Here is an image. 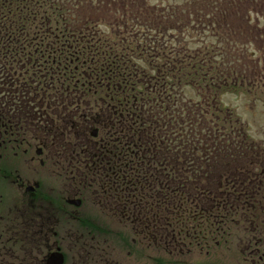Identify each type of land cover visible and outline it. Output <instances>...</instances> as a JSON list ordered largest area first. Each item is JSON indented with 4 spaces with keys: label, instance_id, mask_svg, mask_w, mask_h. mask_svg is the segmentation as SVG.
I'll list each match as a JSON object with an SVG mask.
<instances>
[{
    "label": "trees",
    "instance_id": "16d2710c",
    "mask_svg": "<svg viewBox=\"0 0 264 264\" xmlns=\"http://www.w3.org/2000/svg\"><path fill=\"white\" fill-rule=\"evenodd\" d=\"M165 1L0 0L3 115L80 142L100 124L125 177L116 187L147 206L164 251L221 247L264 264V143L219 103L264 79L246 59L264 0ZM194 29L213 42L191 52L172 37Z\"/></svg>",
    "mask_w": 264,
    "mask_h": 264
},
{
    "label": "flooded vegetation",
    "instance_id": "af4514ba",
    "mask_svg": "<svg viewBox=\"0 0 264 264\" xmlns=\"http://www.w3.org/2000/svg\"><path fill=\"white\" fill-rule=\"evenodd\" d=\"M1 97L0 264H195L194 254L214 255L164 251L137 211L147 206L128 203L130 191L116 187L125 177L100 124L84 142L61 131L51 138L24 119L28 113L4 117ZM240 264L252 262L242 257Z\"/></svg>",
    "mask_w": 264,
    "mask_h": 264
},
{
    "label": "rangeland",
    "instance_id": "374dc122",
    "mask_svg": "<svg viewBox=\"0 0 264 264\" xmlns=\"http://www.w3.org/2000/svg\"><path fill=\"white\" fill-rule=\"evenodd\" d=\"M146 1L149 5L156 6V8L158 7L160 2H166L165 0H146ZM168 1L171 4L175 5L174 0H168ZM114 3L117 4L119 3V1H115ZM250 18L254 23L256 21L258 22L259 26H257V30L264 33V13H260L256 15V12H251ZM100 28L101 30L102 29L106 30V32H109V31L112 32L111 29L105 25H100ZM195 30L196 29L190 30L187 34L186 33H183V34L173 33L172 37L175 40L178 38L182 39L181 43L182 44L187 43L188 48L191 52L197 49L199 50L203 48V46H206L210 44L211 42H213V39L208 36L209 35L208 32L204 33L203 31L198 32ZM116 32L123 33L124 30L120 29ZM151 35L152 36H148V38L154 37L155 42L157 41V39H159L155 37L153 34ZM124 36L129 39V34L125 33ZM250 36L251 37L255 36V38L253 39L254 41L253 43L246 44V53L248 56H250V57L246 56V59L247 61L251 60L253 64H257L256 71L258 72L262 70L261 75H264V69H263L264 67V45L262 46L264 34H262L263 36L262 37L261 33L259 34V32L256 31L255 33L252 32ZM133 38L140 39V37L138 36H134ZM142 38H147V36H143ZM170 41L173 42L174 40L173 41L170 40ZM134 53H135L134 62L138 66L143 68L146 54L145 56L144 55L142 56V59L139 62H137L135 58L136 56H138V52H134ZM150 55H153V52ZM217 57L218 55L214 57V60L219 62L220 59H218ZM263 84H264V79H262L261 81L260 80L258 81V86L249 87V88L246 87L247 89L245 88L244 91L240 90V91L225 92L220 96V99H219L220 106H222V108L224 109L229 110L233 114L234 118L239 120V122L244 127L245 126L247 127L248 129L247 134L251 136V138L254 141L262 142V143H264V90L262 91L261 95H260L261 91L259 90L264 89V87H260ZM195 92L196 91L191 90V88H186L184 96H186L192 101H196L198 100V97L196 96L197 93ZM43 182L45 186H50V184H52L53 187L55 188L57 187V183L55 180H52V179L45 180L44 179ZM224 252L225 254H221ZM236 252H237L236 249H233L230 252L219 249L213 252L214 255L211 254L208 256H204V255L194 254L192 258L195 264H240L242 257L235 254ZM219 254H220V257H219Z\"/></svg>",
    "mask_w": 264,
    "mask_h": 264
}]
</instances>
